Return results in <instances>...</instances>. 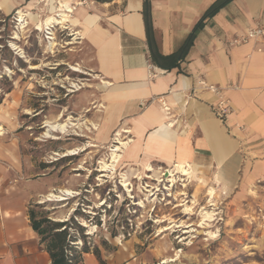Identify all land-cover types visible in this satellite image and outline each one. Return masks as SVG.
<instances>
[{"label":"crops","instance_id":"obj_1","mask_svg":"<svg viewBox=\"0 0 264 264\" xmlns=\"http://www.w3.org/2000/svg\"><path fill=\"white\" fill-rule=\"evenodd\" d=\"M215 1L29 4L44 3L46 14L48 6L57 12L61 2L74 8L65 24L75 38L67 50L93 78L94 87L79 95L88 101L87 121L98 126L92 132L99 143L125 128L130 131L125 139L131 140L125 165L188 163L194 175L206 171L208 179L232 189L250 166L264 174V41L228 45L247 29L264 27V0H229L206 16ZM0 3L6 8L8 0ZM158 54L164 59L154 61ZM200 81L223 89L232 110L226 126L210 113L213 95ZM161 96L168 115L157 102ZM0 126V264H51L28 211L53 186L40 185L44 174L24 151L18 124L0 119ZM78 264L98 262L92 253H82Z\"/></svg>","mask_w":264,"mask_h":264},{"label":"rangeland","instance_id":"obj_2","mask_svg":"<svg viewBox=\"0 0 264 264\" xmlns=\"http://www.w3.org/2000/svg\"><path fill=\"white\" fill-rule=\"evenodd\" d=\"M29 2L8 0L6 8L0 3V119L18 124L17 132L24 133V151L36 171L44 174L40 185L48 182L54 192L60 188L75 192L67 199L49 201L43 194L37 204H43L44 211L56 221L68 219L74 210L82 212L85 216L75 220L82 226L86 222L84 234L90 247L107 240L114 249L108 252L99 246L104 264H264V174L255 172L254 166L232 189L208 179L206 171L199 176L193 171L190 178L181 177L172 183L167 172L171 167L152 165L159 170L154 172L122 161L115 173L99 177V161L108 157L114 133L106 143H99L94 130L82 125L76 132L74 128L64 134L52 132L56 139L43 137L44 121H56L61 113L63 119L72 116L76 122L90 126L85 111L89 104L79 93L94 85L84 68L81 73L68 66L77 62L67 50L66 43L73 40L68 30L57 31L58 45L49 51L45 30L34 28L35 13L44 16L45 4L31 6ZM18 8L29 13V24L23 31L17 29ZM15 32L18 39H14ZM11 42L25 57L13 51ZM71 82L85 84L75 90ZM88 142L97 146L79 154L61 155ZM123 174L130 182V192L121 184ZM179 203L192 206L193 212L186 214L185 206H177ZM201 207L215 213L205 228L199 226ZM173 224L179 226L160 232ZM168 259L172 261L165 262Z\"/></svg>","mask_w":264,"mask_h":264},{"label":"bare ground","instance_id":"obj_3","mask_svg":"<svg viewBox=\"0 0 264 264\" xmlns=\"http://www.w3.org/2000/svg\"><path fill=\"white\" fill-rule=\"evenodd\" d=\"M74 8L71 7V5H68L67 2H61L57 12L55 13H48L45 14L44 16H42L41 18L36 19V21L34 22V28L39 31L42 32L45 30V37L47 38V48L49 49L50 52L54 51V48L58 45V43L55 41V36L54 33H52L49 30V27H51L52 25L54 26H60L62 28H66L65 24L68 21L70 15L72 13H74ZM28 14L25 8H18V10L16 11V21L18 23V27L17 29L20 31H23L24 28L29 24L28 21ZM39 16V15H38ZM40 17V16H39ZM68 26V25H67ZM53 31V29H51ZM19 35L17 32H15L14 35V39H18ZM75 38H73L72 41L67 42L66 44H70L73 43ZM10 46L12 47L13 51L16 52V54L19 57H25L24 53L22 52V50L19 48V46L15 43V42H11ZM27 60V58H26ZM68 66L70 69H72L75 72H83L84 70L82 69L83 67H81L79 64L75 63V64H69ZM31 67H34L31 65ZM66 80H70L69 78H65ZM72 87L75 88V90H79L80 88H82V85H84L85 83H75V82H71ZM82 84V85H80ZM72 91V90H71ZM64 114L61 113V115L59 116V119L56 121H49L46 120L44 121V127H45V132H44V136L43 137H48V138H55L56 136L52 134V132H59V133H67L69 130L74 128V131L76 132L77 130L81 129V126L84 125L85 128L88 129H93V130H97L98 126L95 123H91L90 126H86L85 123L83 122H76L72 116H67V118L63 119ZM86 121V120H85ZM3 127L0 126V130H2ZM166 131V130H165ZM130 132L129 130L125 129V128H120L118 130H116L113 134V138H112V143L109 145V154L108 157L105 159H101L99 161L100 164V171L102 172L101 175H99V177H105L106 176V172H111V174L115 173L116 171V167L119 166L118 164H120V162L122 161L123 155L125 153V151L127 149H130V143L131 140L130 139H125L124 134ZM4 132H1V134H3ZM97 146L95 143H91L88 142L87 144H84L82 146H79L77 148H71V149H67L66 152L62 153L61 155H73V154H79L81 151H85L87 149V147H94ZM131 150V149H130ZM129 153V152H128ZM55 155H59V153H55ZM126 155V154H125ZM83 166H79V168H82ZM147 171H154V168L148 164L145 168ZM168 172V176L170 177V179L168 181H171L172 183L176 182L177 180L181 179V177H184L186 179L190 178L192 176V172H193V168L190 164H185L183 162L180 163H176L173 168H171L170 170H167ZM167 172H165V175H167ZM77 176V175H76ZM122 179H121V184L126 188L125 190L130 192L129 186H130V182L128 181V179L126 178V176L123 174L122 175ZM102 180V179H100ZM161 181V180H160ZM169 185V184H168ZM167 185V186H168ZM73 194H75V192L73 190H71V188H60L58 189L56 192H54L53 190H49L46 194L43 195V198L47 201L49 200H64L67 199V196H72ZM180 195H183V192H179ZM208 194L210 195L209 198V206L214 205L212 203V197H213V189H210L208 191ZM192 203H194V201H192ZM185 206L184 210L186 211V214H190L193 212V207L189 206L187 204L184 203H179L177 204V206ZM200 214L202 216V220L199 224L200 227H206V225H208V223H206L209 220L213 219V215L215 214L212 210H206L205 207H201L200 209ZM84 226L86 224V222H83ZM179 225L173 224V225H167L164 226L162 228V230H160V232L162 233L164 230L169 229L171 227H177ZM186 227V226H185ZM204 227V228H205ZM209 234L211 236H214V234L212 232H209ZM166 261H172V259H168L165 260Z\"/></svg>","mask_w":264,"mask_h":264},{"label":"trees","instance_id":"obj_4","mask_svg":"<svg viewBox=\"0 0 264 264\" xmlns=\"http://www.w3.org/2000/svg\"><path fill=\"white\" fill-rule=\"evenodd\" d=\"M104 2L107 0H96ZM229 0L215 1L206 12V16L215 13ZM180 52V51H179ZM174 56V55H173ZM173 56H170L171 58ZM164 59L160 54L155 55L154 61ZM43 167H46L45 165ZM43 204H33L29 208L28 216L30 226L38 235L39 242L44 250L48 253L51 264H78L81 261L82 253H92L98 264H104L101 256L100 247L108 252L113 251L107 240H102L98 245L86 241L88 235L84 234V226L75 220V217H84L85 215L79 210H74V214L64 221H56L49 216L48 211H44ZM80 241V243H77ZM110 247L112 249L108 250Z\"/></svg>","mask_w":264,"mask_h":264},{"label":"built area","instance_id":"obj_5","mask_svg":"<svg viewBox=\"0 0 264 264\" xmlns=\"http://www.w3.org/2000/svg\"><path fill=\"white\" fill-rule=\"evenodd\" d=\"M57 5L59 6L60 4L57 3ZM51 29H53V31ZM67 29H68L67 26L66 28H62L60 26H54V25L49 27V30L52 33H54V36L57 33V31L59 33H63L64 30ZM249 41H254L257 43L264 41V27L260 25L251 27L247 29L245 33L232 37L228 41V45L239 46L246 44ZM257 50H260V48H258ZM199 83L202 87H204L205 90H207L213 95V98L208 105L210 113L214 117H216L223 125L226 126L232 110L228 99L223 95V89L216 85L206 84L203 81H200ZM157 102L162 106L164 113L168 115V113L170 112V107L166 104L164 97L163 96L159 97L157 99Z\"/></svg>","mask_w":264,"mask_h":264}]
</instances>
